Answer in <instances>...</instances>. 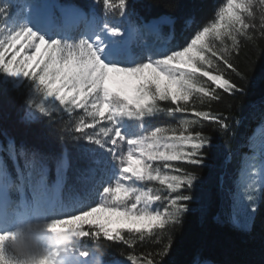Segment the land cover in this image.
I'll list each match as a JSON object with an SVG mask.
<instances>
[{
	"label": "snow or ice",
	"instance_id": "6c2138e0",
	"mask_svg": "<svg viewBox=\"0 0 264 264\" xmlns=\"http://www.w3.org/2000/svg\"><path fill=\"white\" fill-rule=\"evenodd\" d=\"M141 7L0 0V93L20 101L16 123L33 136L22 140L0 124V264H59L51 251L31 261L10 251L44 232L96 241V250H75L79 264H176L172 250L187 218L208 214L214 202L201 203L196 190L219 148L214 136L232 132L211 106L247 94L253 64L238 54V37L252 38V5L226 0L210 16H177L185 8L178 0ZM181 20L191 24L181 42L133 51L141 32L166 40ZM78 21L85 27L77 32ZM259 108L264 125V99ZM163 117L174 123H158ZM66 174L75 196H64ZM220 190L229 202L221 199L214 219L251 232L264 213V182L247 202L224 187V176ZM101 240L118 243L102 253ZM187 264L218 262L200 247Z\"/></svg>",
	"mask_w": 264,
	"mask_h": 264
},
{
	"label": "trees",
	"instance_id": "16d2710c",
	"mask_svg": "<svg viewBox=\"0 0 264 264\" xmlns=\"http://www.w3.org/2000/svg\"><path fill=\"white\" fill-rule=\"evenodd\" d=\"M59 3H71L85 7L94 2V0H58ZM137 6V10L143 12L142 5L153 3L154 0H131ZM179 3L185 5L184 9L177 11V16H184L185 13H194L200 16H210L216 10L217 5H223L226 0H178ZM252 5L251 19L255 27L247 29V33L251 35H241L238 37L242 41L239 55L245 62L251 61L252 70L249 72V78L245 84L247 94L232 99L225 94L227 100L213 101L211 110L219 112L229 118L232 125L230 135L220 132L214 136V141L219 148L213 152L210 159V166L205 168L201 173L203 183L196 190V195L201 203L207 202L209 198L214 202L206 215L201 220L199 214L189 216L176 238V245L173 247L172 259L176 264H187L191 259L192 253L202 247L205 255L218 262V264H264V213L257 216L253 230L244 232L237 230L229 223L217 222L214 217L218 211V205L223 198L228 201L229 192L220 190V177L224 176V187L226 189L235 188L233 195L237 197L238 179L240 178L247 161L256 159V163L264 162V125H262V114L259 103L264 99V31H261V23L264 21V2L262 0H250ZM116 22L120 17H107ZM187 17H185V20ZM185 20H181L176 25L174 33H169L166 40L155 33L145 32L148 42L144 45L142 42H134L133 51H139L142 46L145 49L162 47L165 43H179L187 35L182 30L191 27L186 24ZM165 31H168L165 29ZM150 40V42H149ZM229 46L231 41H228ZM242 66V65H241ZM231 71V69H227ZM215 74V73H213ZM206 79V78H205ZM212 84L211 81H208ZM215 87V85H212ZM217 91H223L216 89ZM255 104L256 107H252ZM204 107V105H198ZM20 110V101L15 98L14 94L0 93V124H6L9 127L17 129L20 139L31 142L33 136L26 132L21 126L17 125V114ZM207 110V109H206ZM174 123L170 118L163 117L158 123L165 122ZM235 121V123H232ZM262 145V146H259ZM257 155V157H256ZM11 167V165H10ZM227 172V175H224ZM55 170L50 173V180L55 181ZM235 182V183H234ZM67 185L64 196H75L72 191V181L67 177L65 179ZM155 188L161 187L158 183L153 182ZM160 202H157V205ZM224 220V218H221ZM77 243L91 250L97 249V242L91 238L77 240ZM118 242H106L101 240L103 247L100 249L102 253L111 251L109 245ZM137 241L131 247H135Z\"/></svg>",
	"mask_w": 264,
	"mask_h": 264
},
{
	"label": "clouds",
	"instance_id": "9594fccd",
	"mask_svg": "<svg viewBox=\"0 0 264 264\" xmlns=\"http://www.w3.org/2000/svg\"><path fill=\"white\" fill-rule=\"evenodd\" d=\"M77 249V239L70 236H58L49 232L43 235L32 233L13 242L10 247L11 253L18 259L31 261L33 258L53 252L59 264H79L78 260L69 262L68 257L74 256ZM91 264V262H90ZM100 264V261H96Z\"/></svg>",
	"mask_w": 264,
	"mask_h": 264
},
{
	"label": "rangeland",
	"instance_id": "374dc122",
	"mask_svg": "<svg viewBox=\"0 0 264 264\" xmlns=\"http://www.w3.org/2000/svg\"><path fill=\"white\" fill-rule=\"evenodd\" d=\"M77 27L75 28V31H80L82 29H84L85 27V23L83 21H78L77 22ZM145 32H141L138 36L135 37V41L136 42H142V44L144 45L145 42H148V37H146V35L144 34ZM134 41V42H135ZM150 42V40H149ZM143 49H145L142 46ZM43 50V48H42ZM262 146V145H259ZM257 157V155H256ZM256 159H250L247 161L245 168L242 171V174L240 176V178L238 179V193H237V197L238 198H244L245 202H247L246 198L247 196L251 193L253 194L254 198H257L259 196V191H260V186L261 183L264 182V162L262 163H256ZM252 184L253 187L252 188H248L247 185ZM157 202H154L153 206H156ZM52 217H46L44 221H42V223H45L48 219H51ZM79 247H84L83 245H80L79 243H77V248ZM87 248V247H85ZM89 249V248H88ZM91 250V249H89ZM72 260L75 259V255L74 256H70L68 257Z\"/></svg>",
	"mask_w": 264,
	"mask_h": 264
}]
</instances>
